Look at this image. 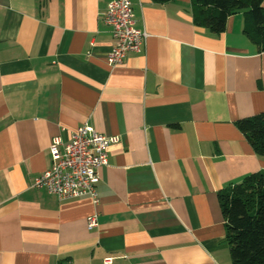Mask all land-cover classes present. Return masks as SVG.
Returning <instances> with one entry per match:
<instances>
[{
    "label": "crops",
    "instance_id": "crops-1",
    "mask_svg": "<svg viewBox=\"0 0 264 264\" xmlns=\"http://www.w3.org/2000/svg\"><path fill=\"white\" fill-rule=\"evenodd\" d=\"M110 1L0 0V264H232L221 194L264 169L236 123L264 111V48L244 12L217 34L192 0H132L148 38L112 66ZM85 122L120 136L98 203L34 185Z\"/></svg>",
    "mask_w": 264,
    "mask_h": 264
},
{
    "label": "trees",
    "instance_id": "trees-1",
    "mask_svg": "<svg viewBox=\"0 0 264 264\" xmlns=\"http://www.w3.org/2000/svg\"><path fill=\"white\" fill-rule=\"evenodd\" d=\"M167 2L169 0H154ZM194 20L214 33L228 18L245 14V33L264 48V0H192ZM255 151L264 155V111L236 121ZM232 264H264V169L246 175L221 194ZM58 264H71L62 259Z\"/></svg>",
    "mask_w": 264,
    "mask_h": 264
},
{
    "label": "built area",
    "instance_id": "built-area-1",
    "mask_svg": "<svg viewBox=\"0 0 264 264\" xmlns=\"http://www.w3.org/2000/svg\"><path fill=\"white\" fill-rule=\"evenodd\" d=\"M104 19L112 32L113 46L108 54L112 66L123 64L129 52L144 48L148 33L136 26L132 0H111ZM119 139V135L98 132L88 122L73 132L63 148L60 137H55L51 144L52 165L35 179L34 185L60 199L88 195L98 203L99 170L108 163L109 146ZM97 225L98 214L94 213L88 218V227Z\"/></svg>",
    "mask_w": 264,
    "mask_h": 264
}]
</instances>
